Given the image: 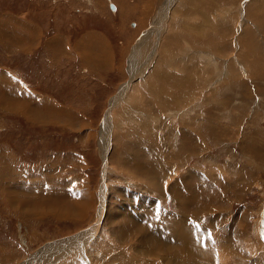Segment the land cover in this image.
<instances>
[{
	"label": "rangeland",
	"instance_id": "1",
	"mask_svg": "<svg viewBox=\"0 0 264 264\" xmlns=\"http://www.w3.org/2000/svg\"><path fill=\"white\" fill-rule=\"evenodd\" d=\"M208 3L0 0V264H264V0ZM87 31L111 59L50 60Z\"/></svg>",
	"mask_w": 264,
	"mask_h": 264
},
{
	"label": "crops",
	"instance_id": "2",
	"mask_svg": "<svg viewBox=\"0 0 264 264\" xmlns=\"http://www.w3.org/2000/svg\"><path fill=\"white\" fill-rule=\"evenodd\" d=\"M9 19V22L10 21H12V20H14V22L15 21H19V22H21L20 24V26L18 27V28H16L15 27V29L13 30V35H11V33H9V35H7L8 36V38H11L12 39V37L11 36H19L18 37V39L20 38V35L22 34V33H24V30L27 32V31H29V30H31V27H30V25L28 24V22L29 21H31L29 18H31V17H29V16H27V17H22L21 16V14H19V15H16V14H12V13H5V15H4V20L5 19ZM23 24V25H22ZM25 26H28V28H25ZM5 28V27H4ZM32 29H36L37 30V34H36V36H33V37H30V39L31 38H33L32 39V41H37V39H39L38 37H39V31H41L40 29H39V27H37V26H34ZM6 33L7 31H6V28L5 29H2V30H0V33ZM41 33V32H40ZM87 34H86V36L85 35H82L81 37H79L78 39H77V41H74L73 43H69L68 44V48H66V50H64V46H62L60 49H50L51 50V61L54 59V58H56L57 60L56 61H60L61 59H63V57H66V58H69V59H74V60H78V61H82V60H86V57L84 58V57H82L81 56V54L80 53H86V52H89V54H92L96 59L99 57V59H97V60H102V59H105L106 60V58H107V56H106V58H103V55H104V52L106 53V51H108L107 53L109 54L108 56H109V59H111V57H112V51L113 50H111L112 49V46H110L111 45V43H110V39L106 36V35H104L103 33H99V32H96V31H87L86 32ZM8 34V33H7ZM28 36V35H27ZM58 37V36H57ZM17 39V40H18ZM53 40H55L56 41V37L55 38H53L52 40H48V43H53ZM8 41V40H7ZM90 41V42H89ZM65 42V41H64ZM57 44V43H56ZM96 44V46H103L101 49H103V50H101V52L100 51H98V49H96L95 48V45ZM26 45H29V44H26ZM5 46L7 47V42L5 43ZM24 46V45H23ZM22 46V47H23ZM67 46V45H66ZM22 47L20 48V51L22 50ZM23 48H26V47H23ZM4 50V52H6L7 51V49L5 48V49H3ZM100 52V53H99ZM56 53V54H55ZM99 53V54H98ZM98 54V55H97ZM108 59V58H107ZM56 61L54 60V62L56 63ZM112 61V60H111ZM111 63V62H110ZM106 64V63H105ZM99 65H101L102 66V64L101 63H99ZM99 68V67H98ZM11 74H13V75H15V73H11ZM6 77V76H5ZM6 80H7V78H6ZM48 101H50L51 103L53 102V104H55V100H48ZM18 113H20L21 112V110L20 109H18V111H17ZM250 152H253V151H250ZM183 188H185V186L183 185V187H182V189H181V191L183 190ZM180 190V189H179ZM183 192V191H182ZM163 193H164V195H165V193H166V191L164 190L163 191ZM162 196H163V194H162ZM81 198V197H80ZM179 200L181 201V197H179ZM139 201H141V200H139ZM141 204H142V201H141ZM88 205H86V204H84V207L81 209V210H78L77 211V215L80 217L81 215H83L84 214V210L86 209V207H87ZM138 208V207H137ZM123 209V208H122ZM122 213H124L123 211H122ZM129 216V215H128ZM130 217V216H129ZM130 219L133 221L134 220V222L136 223V224H138V222L134 219V218H132V217H130ZM139 226H141L140 225V223H139ZM142 227V226H141ZM147 230V229H146ZM155 238V237H154ZM155 239H157V238H155ZM158 240V239H157ZM158 241H160V240H158ZM261 257L259 256V257H254V261H255V264H258V263H260L261 262V259H260ZM204 260V259H203Z\"/></svg>",
	"mask_w": 264,
	"mask_h": 264
},
{
	"label": "bare ground",
	"instance_id": "3",
	"mask_svg": "<svg viewBox=\"0 0 264 264\" xmlns=\"http://www.w3.org/2000/svg\"><path fill=\"white\" fill-rule=\"evenodd\" d=\"M186 1H190V2H192V3H195V0H186ZM206 4V5H205ZM200 6H204L205 7V9L207 10V14H205L204 16H203V18H205V20H208V18L206 17V16H209L210 15V13L214 10V7H215V5H212V4H210V3H208V0H199V5H198V8L200 7ZM111 9V8H110ZM115 9H113V11H114ZM111 11H112V9H111ZM195 13V12H194ZM174 17V16H173ZM173 17L171 18V23H173ZM207 18V19H206ZM206 22V21H205ZM204 22V23H205ZM208 23V22H207ZM209 23H211V22H209ZM226 23H227V21H226ZM212 25V24H211ZM154 27V26H153ZM211 28V27H210ZM180 29H182L181 30V32L182 33H179L178 34V36H179V38L181 39H186V40H188V42L189 41H192V40H194L195 38V40H194V42H192L193 43V47L194 48H199V47H202L203 48V46H204V43L203 44H200L199 42H201L202 40H203V42H205V43H208V41H209V38L208 37H206V36H204V37H202V36H195L194 34H192V33H190V32H192V31H190V30H188L187 28H185V27H183V28H180ZM157 32V31H156ZM163 32V31H162ZM210 32V31H209ZM212 32V31H211ZM215 32V31H214ZM217 33V32H216ZM205 34V33H204ZM208 35H209V33H208ZM215 42V41H214ZM149 43V42H148ZM145 44V43H144ZM215 45H211L210 47L212 48V47H217V43H214ZM149 45V44H148ZM173 46V49H175L176 50V48L178 47V45L177 44H173V40H172V42H170V40H168L167 41V44L164 46V51H162V58L158 61V58H160V57H157V59H155L156 58V51L153 53V57H151L150 59H149V66H152L153 64H154V61H158V63L157 64H155V68L153 69V72L151 73V75H153V79L155 78V79H159L160 81L162 80V81H166V83H175V85H176V87L178 86L182 91H186L187 90V88L189 87V88H191L190 86H192L193 84L195 85V82L194 83H192L191 82V80H188L187 78L185 79V80H181V78H182V76H180L178 79L177 78H175V77H171L170 75H171V68H173V60L176 58V60H177V65H178V63H179V61H178V59H177V57H175L174 56V53L171 51V47ZM146 47V46H145ZM150 47V49H151V47H152V45L151 46H148V48ZM144 48V47H143ZM163 48V46L162 45H160V46H158V50H161ZM189 49V48H188ZM147 50V49H146ZM156 50V49H155ZM174 50V51H175ZM190 51V50H189ZM141 52V50L139 51V53ZM188 52V51H187ZM139 53H138V55H139ZM144 53H146V51H144ZM161 53V52H160ZM195 54V53H194ZM140 55H141V53H140ZM143 55V54H142ZM154 56H155V58H154ZM139 57V56H138ZM144 57V56H143ZM186 58H184V57H182L184 60L186 59V60H188V57L187 56H185ZM146 59V58H145ZM191 59V58H190ZM187 62H189V61H187ZM136 63V62H135ZM185 63V62H184ZM138 64V63H137ZM148 64V63H147ZM180 64V63H179ZM182 65V64H181ZM138 66V65H137ZM136 66V67H137ZM148 66V65H147ZM156 66H157V68H156ZM134 68V67H133ZM132 68V69H133ZM146 68V67H145ZM164 69H165V71H164ZM167 69H169V70H167ZM168 71V72H167ZM134 72V71H133ZM156 86V85H155ZM145 88H148V86L145 84ZM159 90V89H158ZM187 92H188V90L186 91V94H187ZM154 96H156L157 97V95H155L154 94ZM183 96H184V94H183ZM174 99V98H173ZM160 103V102H159ZM183 114V113H182ZM187 221V220H186ZM175 224L177 225H174V227H176V228H179L178 230H180V229H185L186 227L184 226V227H181V225L180 224H177L176 222H175ZM186 225H187V223H185ZM173 230H175V228L173 229ZM175 231H177V230H175ZM173 232V231H172ZM188 232H189V230H188ZM187 232V233H188ZM189 234V233H188ZM117 236V235H116ZM178 238V237H177ZM118 239H119V237H118ZM120 241H121V239H120ZM157 247V246H156ZM159 247V246H158ZM169 248V247H168ZM84 249V248H83ZM112 250V249H111ZM170 250H175L174 248L172 249V248H170ZM186 250V249H185ZM169 251V250H168ZM182 251L184 252V249H182ZM182 251H181V253H182ZM164 252V251H163ZM171 252V251H170ZM184 256L186 255V254H183ZM179 258V257H178ZM183 260V259H182ZM207 260V259H206ZM122 261V260H121ZM183 261H185V260H183ZM184 263V262H183ZM203 263V262H202ZM176 264V263H175Z\"/></svg>",
	"mask_w": 264,
	"mask_h": 264
},
{
	"label": "water",
	"instance_id": "4",
	"mask_svg": "<svg viewBox=\"0 0 264 264\" xmlns=\"http://www.w3.org/2000/svg\"><path fill=\"white\" fill-rule=\"evenodd\" d=\"M110 8L113 10V9H115L114 8V5L112 4V3H110Z\"/></svg>",
	"mask_w": 264,
	"mask_h": 264
}]
</instances>
